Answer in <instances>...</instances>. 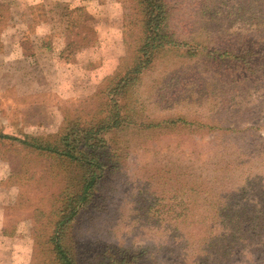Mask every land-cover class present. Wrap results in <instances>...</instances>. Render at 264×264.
I'll return each mask as SVG.
<instances>
[{
  "label": "rangeland",
  "instance_id": "374dc122",
  "mask_svg": "<svg viewBox=\"0 0 264 264\" xmlns=\"http://www.w3.org/2000/svg\"><path fill=\"white\" fill-rule=\"evenodd\" d=\"M166 2L179 46L120 99L128 129L109 143L117 157L72 241L85 258L107 246L131 264H264V239L221 258L226 228L198 224L210 211L199 202L230 203V191L262 207L264 0ZM141 20L136 0H0V264H57L51 238L70 169L23 142L52 147L67 126L103 116L109 81L141 44ZM78 26L93 41L66 48Z\"/></svg>",
  "mask_w": 264,
  "mask_h": 264
},
{
  "label": "trees",
  "instance_id": "16d2710c",
  "mask_svg": "<svg viewBox=\"0 0 264 264\" xmlns=\"http://www.w3.org/2000/svg\"><path fill=\"white\" fill-rule=\"evenodd\" d=\"M136 2L137 10L142 18L141 44L135 52L132 65L122 75H119L117 70L114 78L109 81L106 87L109 99L104 105L103 116L95 115L83 124L79 122L72 127L67 126L60 135L58 143L52 147L23 142L28 147L50 154L66 163L70 169L68 182L62 191L60 206L57 210L58 220L55 231L51 238L57 264H131L132 262L130 257L116 249L111 250L116 252H114L115 255L106 256V252L109 251L107 246L103 253L95 249V252H90L87 258L85 255L81 256L72 241L70 228L81 211L91 208L96 199L97 189L103 185L110 173L111 163L113 164L110 155L117 156L116 150L112 149L109 143L112 144L117 134L124 133L125 129H128L130 117L122 113L120 99L129 93L134 82L139 81L142 72L147 70L160 54L167 49L179 46V42L167 30L169 9L166 0H136ZM80 10V8L74 9V11ZM78 28L80 31L74 33V37H78V40H67L66 48L72 46L73 49L81 48L93 41L95 36L93 31L80 26ZM75 29L76 25L71 27V31ZM81 31L82 37L79 34ZM163 124L164 122L150 123L146 130L162 129ZM186 190L189 193H197L193 187ZM232 192L228 193L232 199L230 203L221 204L217 200L210 203L212 207L197 197L200 193L193 199V202L201 200L199 207L210 209L208 212L199 214L198 224L203 229L206 227L209 230L219 224L227 230L225 235L221 236L225 243L219 248L221 258L227 256V250L235 248L232 244H245L264 239V196L260 195L254 199L262 204V209H256L249 205L242 195ZM183 219L186 221L189 215L185 214ZM212 241H214L211 243L212 247L217 245L215 239Z\"/></svg>",
  "mask_w": 264,
  "mask_h": 264
}]
</instances>
